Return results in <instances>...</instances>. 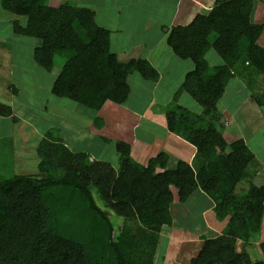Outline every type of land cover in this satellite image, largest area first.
Wrapping results in <instances>:
<instances>
[{
    "label": "trees",
    "instance_id": "trees-1",
    "mask_svg": "<svg viewBox=\"0 0 264 264\" xmlns=\"http://www.w3.org/2000/svg\"><path fill=\"white\" fill-rule=\"evenodd\" d=\"M44 1L1 0L0 7L15 17L10 23L15 36L39 41L32 51L37 66L49 74L55 58H62L53 96L97 111L107 102H127L130 75L158 77L148 60L125 62L111 51V32L96 24L92 9ZM255 2L214 0L206 14L167 34L175 57L192 65L164 113L168 131H178L196 149L191 163L180 160L170 168V157L160 152L141 164L131 145L117 140L115 166L70 149L59 129L47 130L38 143L34 174H17L0 158V264H154L161 229L172 224L171 206L198 190L211 197L216 218L226 224L187 264H253L244 247L260 232L264 187L250 182L239 194L237 186L261 167L237 133L230 131V142L224 139L226 116L218 104L237 82L264 108V90L255 92L258 82L253 86L264 76V24L252 20ZM210 50L221 63L209 65ZM9 90L18 95L13 85ZM184 95L200 107L199 114L178 103ZM0 117L19 122L2 103ZM105 125L96 117L90 127L97 132ZM10 145H0V155L13 150ZM113 215L122 219L116 236ZM260 249L264 255V241Z\"/></svg>",
    "mask_w": 264,
    "mask_h": 264
},
{
    "label": "rangeland",
    "instance_id": "rangeland-1",
    "mask_svg": "<svg viewBox=\"0 0 264 264\" xmlns=\"http://www.w3.org/2000/svg\"><path fill=\"white\" fill-rule=\"evenodd\" d=\"M46 2L47 1H44L43 3L46 4ZM140 2H142V0H135V3H137L135 6L140 4ZM128 13L130 14V11H128ZM10 18L11 17L5 14L0 7V45H2L1 47L4 48L5 52H7L6 50L12 51L11 54L8 53L9 57L5 52H1L3 56L0 57V102L11 104L14 114L20 119V121L14 125L12 135L7 136L13 141V150H9L8 153H5L6 155H0V158H2L3 163L13 164L14 172L28 175L34 174V172L37 171L36 164L38 159L35 154L36 147L45 132L49 129H59V136L67 140L70 149L76 152L87 151L92 154L94 158L113 165H115L117 161V154L114 149L117 140L129 143L133 148V154L134 149L138 148L136 145L138 138L144 137L145 139H150L148 143L145 140H139L142 149L140 148L141 151L138 153L137 157L134 156L133 158L141 164H145L151 157L156 156L160 152L167 151L168 153H165L170 157L169 165L172 163L175 166L178 161L181 159V161H183V158H186L191 149H194L196 152V149L193 148L192 145L185 144L188 146H184L181 144V146H179V142L174 144L172 139L169 140L168 132L165 130L166 122L164 113L166 109L174 103V94L170 101L167 100L159 105H156L157 102H155L156 97L159 96L158 92L160 90L164 87L166 88L167 85L170 87L175 86L176 82L172 80L176 78L180 67H184L179 66L181 65L180 63L184 64L183 61L180 62L177 60L174 64H169V61L167 63L166 59L162 57V48L155 46L158 48L156 50L157 57H151V60L155 62V66L154 63H150L158 70L156 72H158L157 74L160 76L159 80L163 79L162 84L155 87L152 92L149 83L142 80L139 75H130L128 77L130 94L127 102L123 105L107 102L101 110L95 111L73 101L56 98L51 94L52 83L63 63L62 58L56 57L53 71L49 74L46 73L37 66L32 58L33 48L40 44L39 41L15 36L11 31L10 22L6 21L10 20ZM252 20L253 22L264 24V7L261 6V8H256ZM21 21L23 22V20ZM141 22H144V20L137 17L135 14L133 17L125 15L121 18V27H109L111 30H115L111 35L114 49H116L115 52L121 56L125 55L122 57L121 61H127L129 57L140 58L143 54L142 47L140 48L134 45L139 44L142 40L148 39V37L150 40L151 38L153 39L156 33L159 32L160 27H157L156 24L152 25L153 23H151L145 26L146 23L141 25ZM147 27H150V31H145ZM137 31L138 36L135 35ZM132 38H137L139 40H133ZM260 43H264V35ZM207 60L209 65L221 63V60L213 50H210L207 54ZM177 79L178 78L175 80L177 81ZM257 82L259 89L257 90L256 87L255 92L261 93V91L264 90V76L256 79L253 82V86L254 83L257 84ZM236 83L237 82H232L228 85L221 101V106L223 107L222 103L226 104L228 102L229 106L235 102V100H241L234 103L236 106L230 110V112L233 111L230 118L224 119L223 123L226 129L222 135L227 142H230L228 131L230 128L229 123L232 119L233 126L234 123L238 125V133L241 136L244 135L245 139L250 142V149H261L258 156L262 158V156H264V108L258 107L254 99L249 96L250 91L246 89L247 92L245 93L243 89L240 90L241 87H237L240 85ZM8 84H13V86L18 89L17 96H14L11 91L4 88ZM171 92L172 91H169V94ZM150 98H152L153 101L148 108L150 109L148 116L150 119L156 121L152 123V125L147 123L146 119H140L138 111L139 108L148 105ZM183 105L193 113L199 114L200 107L197 106V104L193 103L188 105L187 103H183ZM143 113L144 112H141V114ZM146 114L147 113L143 115ZM96 117H100L106 122L104 129H97V132H95L96 126L94 128H84V124L92 123V120ZM3 119L9 121L8 118ZM133 121L137 122V128H134ZM2 124L5 123L2 122ZM77 125L78 127H76ZM11 127L12 124L4 128L0 127V132H5L7 129L11 130ZM99 135H104L107 140L103 141L101 137L99 138ZM154 136H156V138ZM162 141L169 146V151H171L170 154L164 147H160ZM173 145L175 149H173ZM258 164L262 167L259 162ZM0 168H2L1 165ZM260 170L259 173L255 174L256 179L254 180V184L256 185H258L257 181L264 176V168ZM251 173L253 172H249V174ZM248 186H250V181L248 182L247 180V183L241 182L237 186V192L242 194ZM93 195L99 201H97L99 205L102 206L101 201L94 191ZM180 204L181 203L176 202L172 205H175L171 211V217L175 228L163 226L161 229L160 235H162V238L159 236V244L155 252L154 264H174L175 261H177L176 259H180L181 256H184V252H181L180 249L181 244L178 243L180 238L203 239L211 236L209 231L203 230V219L201 223L200 217H194L196 216L195 213L199 206H203L201 205L202 203L195 199L188 201L186 203L188 205L184 204L183 206ZM204 222L207 223L210 221L205 218ZM113 223L116 236L122 224V219L113 215ZM190 226L194 227L190 228ZM173 229L180 230L183 234L178 233V231H174V233L171 234ZM260 236L264 239L263 228L262 230L260 229L256 237ZM164 237L177 240L169 242V247L173 249L170 248L169 251L166 250L165 244L161 243L164 241H161ZM248 246L249 245L244 247L245 251ZM241 249L242 245L240 246L237 244V250L239 251ZM189 253L190 252L187 254ZM257 253H260V255L263 254L261 250H257ZM164 254L165 256L160 263L158 256L160 257ZM191 254H193V252Z\"/></svg>",
    "mask_w": 264,
    "mask_h": 264
},
{
    "label": "crops",
    "instance_id": "crops-1",
    "mask_svg": "<svg viewBox=\"0 0 264 264\" xmlns=\"http://www.w3.org/2000/svg\"><path fill=\"white\" fill-rule=\"evenodd\" d=\"M45 1H47L46 3L49 6L57 7L62 3H70V4H73L75 6L92 9L95 12L96 24L100 27H103V28L109 30L111 32V35H112V32H115V30H111V28H109V27H112V26H115L116 28L121 27L120 26L121 18L125 15L133 17L135 14L137 17L142 18L144 20V22H141L140 23L141 25L144 23H146L145 26L149 25L151 23H153L152 25L156 24L157 27H160V29H159V32L156 33V36L153 39L151 38V40H150L148 37V39L142 40V42H139V44L134 45V46L137 45L140 48L142 47V53L143 54L139 59L148 60L149 62L154 63V66H155V62H153L151 60V57H153V58L157 57L156 50L158 48H156L155 46L162 48L163 53H161V54H162V57L164 59H166L167 63L169 61V64H174L177 60H179L177 57H175V55L172 53V51L169 49V47L166 44V37H167L169 30L171 28H174V27L189 25L197 15L206 14L208 11H210L212 9V7L214 5V0H142V2H140V4H138L137 6H135L137 4V3H135V0H45ZM259 5H260V7H259ZM261 6L264 7V0H256L255 9L253 11L252 18L254 16V12H255L256 8H261ZM122 11H124V12H122ZM125 11H126V14H125ZM128 11H130V14L128 13ZM5 14H7L9 17H11L10 20H6L7 22L11 23L12 21L15 20V17H12V15H10L6 12H5ZM125 29H127V28H125ZM149 29H150V27H147L145 31H150ZM135 35L138 36V31L135 33ZM132 39L133 40H139L137 38H132ZM113 44H114L113 40L111 39V36H110L111 51L113 53H115L118 58L121 57L120 58V60H121L122 57H124L125 55H123V56L118 55L115 52L116 49H114ZM6 51L7 52H5L4 48L0 46V57L3 56L1 52H5L7 54V56L9 57L8 53L11 54L12 51L11 50H6ZM130 59H137V58L129 57L128 60H130ZM179 61L181 62L183 60H179ZM183 62H184V64L180 63L181 65H179V66H184V67L183 68L180 67V70H179L178 74L176 75V78H178L177 81L175 80L176 78H174L172 80V81L176 82L175 86L170 87L169 85H167L166 88L164 87L162 90H160L158 92L159 96L156 97V99H155V102H157L156 105L162 104L167 100L170 101L172 95L174 94V92L177 90V88L179 86V81L182 79V77L184 76L185 73H187L189 70H191V68H192L191 63H189L187 61H183ZM154 66L152 64L153 68H154ZM156 71H158V70H156ZM159 79H160V76L158 74V77L156 79H153L154 81L153 80L152 81L144 80V81L149 83V86L152 88V92H153L155 87H158L162 84L163 79H161V80H159ZM12 85L13 84H8L4 88L6 90L10 91L9 89ZM237 87L239 88L241 86H237ZM242 89L243 88L241 87L240 90H242ZM169 91H172V92L169 94ZM240 96H242V95H240ZM149 101L150 102L148 103V105L144 106L143 108H139L138 111L140 114V116H139L140 119H146V122L152 125V123H154L156 121L153 119H150V117L148 116V112H150V109H148V108L150 107V103L153 101V99L150 98ZM238 101H241V100H238ZM238 101L235 100V102H238ZM235 102H233L229 106H228V102L226 104L222 103L223 107L221 106V102H219L218 109L222 114H225L226 118H230V116L232 115V112H233V111L230 112V110H232L236 106V105H234ZM0 103L8 105L11 107V104H9V103H6V102H4V103L0 102ZM178 103L180 105H183V103H187L188 105L193 104L192 101H188V99L185 95L179 98ZM141 112H144L143 114H145V113H147V114L143 115V114H141ZM94 120H92V122ZM19 121H20V119H19ZM2 122L5 124H2ZM133 123H134V128H137V122L133 121ZM11 124H12L11 130L7 129L5 132L4 131L0 132V145L11 144L10 146L11 147L13 146L12 139H9V137H7V136L12 135L13 127H14V125H16L10 119H9V121H6V119H3L0 117V127L4 128V127L9 126ZM105 124H106V122H105ZM229 124H230V128H229L228 133L230 136V141L232 140L231 132L237 133L244 140V142L246 143V145L250 149V146H251L250 142H248L245 139L244 135H242L243 136L242 137L238 133V131H237L238 125H235V123H234V126H233L232 119L230 120ZM90 126H91V123L84 124V128L85 127L88 128ZM147 126H150V125H147ZM76 127H78V125ZM225 129H226V127H225ZM165 130H166V132H168L167 134L169 136V140L172 139L174 144H177V142H179V146H181V144H183L184 146H188L185 144H189V143H187L185 140L182 139V137L178 131L170 132V131H168V129H166V127H165ZM154 137L156 138V136H154ZM224 139H225V137H224ZM139 140H145L148 143L150 139H145L144 137L138 138V140L136 142V145L138 148L134 149V152H133V156H135V157H137L138 153L142 149ZM160 145H161L160 147H164L165 150H168V151L170 150L167 143L165 144L162 141L160 143ZM161 149H163V148H161ZM173 149H175L174 145H173ZM132 150H133V148H132ZM260 150L261 149H259V148L258 149H250V151L254 154L255 159L262 165V167L260 166L261 170H262V168H264V163H263L264 162V160H263L264 156H262V158H260L258 156V153L260 152ZM162 151H164V150H162ZM165 152H167V151H165ZM170 153H171V151H169V154ZM195 153H196L195 150L191 149L190 153L187 154L186 158H183V161L191 163ZM11 165H13V164H11ZM115 166H116V164H115ZM169 167L174 168L175 166L171 163V165H169ZM255 179H256L255 176H253L252 179H250L248 176V178H246L242 182L247 183V180H248V182L250 181L251 184H253L255 186L264 187V176L257 181L258 185L254 184ZM195 199L198 202L202 203L201 205H203V206H199V208L197 209V212L195 213L196 216H194V217H200L201 223H202V219H203V230L209 231L211 233V236H209L208 238H212V237H215L217 235H220L222 233L224 225L226 224V221H220L216 218L215 213H214L215 203L209 195H207L202 190H198L185 203H181L180 205L184 206V204H186L188 201L195 200ZM174 203H176V202H174ZM175 205L171 206L170 213L173 210V208L175 207ZM186 205H188V204H186ZM205 218L208 219V221H210V222L205 223L204 222ZM171 219H172V217H171ZM170 226L172 228L173 227L175 228V225L173 224V219H172V224ZM193 227L190 226V228H193ZM262 228L264 230V223H262L261 230H262ZM174 231H178V233L183 234L182 231L175 230V229H173V231H171V234L174 233ZM262 236L256 237L255 239H253V241H251V243L249 244V246L246 249V253L250 257L251 262L253 264L257 261H263L264 260V255L263 254L260 255V253H257V250H261L260 249V242L264 241V239L261 238ZM160 237L162 238V235H160ZM208 238H206V237L203 239L180 238V240H178V243L181 244L180 245L181 252H184L185 255L181 256L180 259H176L177 261H175L174 264H187L188 261H190L192 258H194L198 255L204 240L208 239ZM162 240H164V241L161 243L165 244L167 251H169V249L172 248V247H169V242L170 241H172V242L177 241L174 238L170 239L169 237H164V239H161V241ZM238 245L241 246L242 243L238 242ZM166 250H164V251H166ZM188 252H190V253L187 254ZM192 252H193V254H191ZM253 255L255 258L253 257ZM164 256H165V254L160 256V257L158 256V258H159L158 260L160 261V263L162 262ZM171 264H173V263H171Z\"/></svg>",
    "mask_w": 264,
    "mask_h": 264
}]
</instances>
